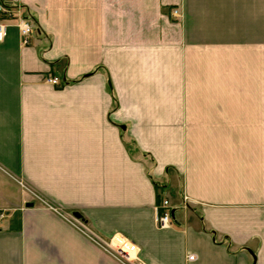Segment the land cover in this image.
I'll return each instance as SVG.
<instances>
[{
  "label": "crops",
  "instance_id": "obj_1",
  "mask_svg": "<svg viewBox=\"0 0 264 264\" xmlns=\"http://www.w3.org/2000/svg\"><path fill=\"white\" fill-rule=\"evenodd\" d=\"M0 1V264H125L12 176L146 264H264V0Z\"/></svg>",
  "mask_w": 264,
  "mask_h": 264
},
{
  "label": "built area",
  "instance_id": "obj_2",
  "mask_svg": "<svg viewBox=\"0 0 264 264\" xmlns=\"http://www.w3.org/2000/svg\"><path fill=\"white\" fill-rule=\"evenodd\" d=\"M173 14L178 16L179 10L175 9ZM15 25L19 29V33L21 36L22 44L29 45L31 42V36L36 31V26L34 21L25 14L23 7L20 5H9L0 1V40H3L7 36L8 28L11 25ZM47 81L52 84H60V78L57 76H51L47 78ZM54 211L60 213L57 209L53 208ZM156 215V222L161 227L170 226L173 222V206L171 205L168 199L163 200V202L158 205ZM61 214V213H60ZM2 216V214H1ZM68 222H70L73 226H75L78 230L88 236L92 241L98 244L104 251L108 254L116 257L121 262H124L122 258L130 259L131 261H138V264H146L141 258L137 257L132 259L129 257L131 252L140 251V246L124 236L123 234L117 233L112 237V240L107 245H103L99 237L95 234H90L86 232V224L76 217L71 220L66 218ZM85 224V226L83 225ZM125 255V257L123 256ZM194 255H190L189 259H194ZM127 263L126 261L124 262Z\"/></svg>",
  "mask_w": 264,
  "mask_h": 264
},
{
  "label": "rangeland",
  "instance_id": "obj_3",
  "mask_svg": "<svg viewBox=\"0 0 264 264\" xmlns=\"http://www.w3.org/2000/svg\"><path fill=\"white\" fill-rule=\"evenodd\" d=\"M175 10V9H174ZM173 10V11H174ZM179 15H180V13H179ZM11 26H15V25H11ZM16 27V26H15ZM17 29H18V27H16ZM18 31H19V29H18ZM6 38V37H5ZM4 38V39H5ZM25 46V45H24ZM116 96V95H115ZM116 98H117V96H116ZM117 100V103L116 104H118V99H116ZM12 179L15 181V182H17V184L19 185V187L23 190V191H25L26 193H28L29 195H31L33 198H34V200L35 201H37L38 203H41V204H44V205H46L49 209H51L52 211H54V209L53 208H55V209H57L60 213H58V212H56V211H54V212H56L57 214H59L60 216H62L64 219H65V217L66 218H68V219H72L73 217L75 218H77V219H79L80 220V222L82 221L81 220V218H79L78 216H76L75 215V211H73V210H66V209H64V208H62L60 205H58L57 203H54V202H52L51 200H49V199H47L45 196H43L41 193H39V192H37L36 190H34L27 182H26V180H24L23 178H17V177H14V176H12ZM171 195H172V197L173 198H177L178 196H177V194H174V193H171ZM163 200H165V199H163ZM188 200V198L186 197V196H184V198H183V200L181 201V203L179 204V206L181 207V212H183V211H185L186 213H188L189 214V212H190V210L188 209V207L186 206V201ZM163 202V201H162ZM159 205H160V203H159ZM172 205V204H171ZM180 216V215H179ZM67 222H68V220L67 219H65ZM70 223V222H69ZM71 224V223H70ZM84 226H85V224H83ZM86 227V229H85V231L86 232H89L90 234H96L100 239V241L101 242H103V245H107L108 243H110L111 242V240H112V237L115 235V234H117V233H119V232H117V233H114L113 235H111L110 236V238L109 239H107V238H104V237H102V236H100V235H98L95 231H93L89 226H85ZM81 232V231H80ZM84 234V233H83ZM120 234H123V233H120ZM85 235V234H84ZM124 235V234H123ZM124 236H126V235H124ZM88 237V236H87ZM127 237V236H126ZM89 238V237H88ZM128 238V237H127ZM130 239V238H129ZM131 240V239H130ZM94 242V241H93ZM95 243V242H94ZM96 244V243H95ZM98 245V244H97ZM99 246V245H98ZM106 252V251H105ZM107 253V252H106ZM110 255V254H109ZM112 256V255H111ZM114 257V256H113ZM114 258H116V257H114ZM117 259V258H116ZM123 259V261L125 262H127L126 264H138V261H136V263L134 262V261H131L130 262V259H125V258H122ZM118 260V259H117ZM120 261V260H119ZM121 262V261H120ZM123 262V263H124Z\"/></svg>",
  "mask_w": 264,
  "mask_h": 264
},
{
  "label": "trees",
  "instance_id": "obj_4",
  "mask_svg": "<svg viewBox=\"0 0 264 264\" xmlns=\"http://www.w3.org/2000/svg\"><path fill=\"white\" fill-rule=\"evenodd\" d=\"M1 2H3V3H5V4H9V5H12L13 3H10V2H6V1H1ZM114 99H115V103H117V98H116V96H114ZM117 105V104H116ZM156 185H157V183H156ZM211 232L213 233V235H215V231H213V230H211ZM246 249H249L248 247H245ZM250 250V249H249ZM252 254H253V257H254V260H255V253L254 252H252Z\"/></svg>",
  "mask_w": 264,
  "mask_h": 264
},
{
  "label": "bare ground",
  "instance_id": "obj_5",
  "mask_svg": "<svg viewBox=\"0 0 264 264\" xmlns=\"http://www.w3.org/2000/svg\"><path fill=\"white\" fill-rule=\"evenodd\" d=\"M140 252H141V250L140 251L131 252L130 255H129V257L132 258V259H135L137 257L141 258L140 257ZM123 256L125 257L124 254H123Z\"/></svg>",
  "mask_w": 264,
  "mask_h": 264
},
{
  "label": "water",
  "instance_id": "obj_6",
  "mask_svg": "<svg viewBox=\"0 0 264 264\" xmlns=\"http://www.w3.org/2000/svg\"><path fill=\"white\" fill-rule=\"evenodd\" d=\"M75 215L81 218V214L79 212H75Z\"/></svg>",
  "mask_w": 264,
  "mask_h": 264
}]
</instances>
